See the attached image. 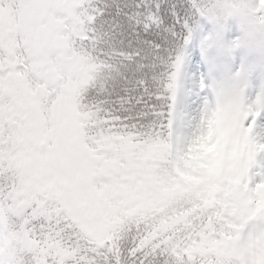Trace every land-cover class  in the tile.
Masks as SVG:
<instances>
[{
	"label": "snow or ice",
	"instance_id": "1",
	"mask_svg": "<svg viewBox=\"0 0 264 264\" xmlns=\"http://www.w3.org/2000/svg\"><path fill=\"white\" fill-rule=\"evenodd\" d=\"M0 264H264V0H0Z\"/></svg>",
	"mask_w": 264,
	"mask_h": 264
}]
</instances>
